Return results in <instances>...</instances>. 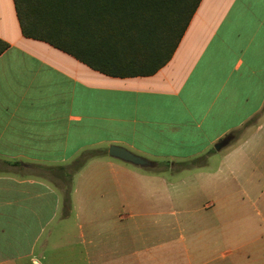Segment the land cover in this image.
<instances>
[{
    "label": "crops",
    "instance_id": "obj_1",
    "mask_svg": "<svg viewBox=\"0 0 264 264\" xmlns=\"http://www.w3.org/2000/svg\"><path fill=\"white\" fill-rule=\"evenodd\" d=\"M0 39V264H178L166 244L143 236L140 246L135 228L118 226L165 217L120 211L137 201L133 180L96 184L112 195L83 202L79 216L106 221L97 238L76 225L74 242L65 186L91 167L177 171L229 136L215 149L228 151L227 251L191 246L187 262L264 264V0H203L172 60L148 77L108 76L25 37L14 0H0ZM111 146L155 165L115 159Z\"/></svg>",
    "mask_w": 264,
    "mask_h": 264
},
{
    "label": "trees",
    "instance_id": "obj_2",
    "mask_svg": "<svg viewBox=\"0 0 264 264\" xmlns=\"http://www.w3.org/2000/svg\"><path fill=\"white\" fill-rule=\"evenodd\" d=\"M14 1L25 37L95 71L126 78L153 76L172 60L203 0ZM8 48L0 39V56ZM65 192L68 203L70 186Z\"/></svg>",
    "mask_w": 264,
    "mask_h": 264
},
{
    "label": "rangeland",
    "instance_id": "obj_3",
    "mask_svg": "<svg viewBox=\"0 0 264 264\" xmlns=\"http://www.w3.org/2000/svg\"><path fill=\"white\" fill-rule=\"evenodd\" d=\"M227 152V148L221 153H216L215 148H212V156L208 160L206 157L198 158L190 162L187 167L183 166L173 172L164 171L160 173L159 171L143 169L145 171H136L137 175L125 173L124 176V172L120 170H118V174L117 171L105 166V170L91 167L85 171L84 178L78 179L75 187H70V197L74 198L71 216L73 242L79 234L75 227L81 223L85 227V231L86 227L90 231L96 230V232L93 231V235L97 238V231L102 230L101 225L106 220L101 218L82 219L79 212L83 204H86L83 202L92 201L95 198H100V196H105V198L111 196L112 188L110 185L98 187L96 184H105L106 182L109 184L116 180L115 177L119 176L120 179L124 177L125 180H133L135 189L132 195L137 200L132 203L118 204L121 208L120 211L125 213L131 211L137 215L159 211L165 213V217L162 219L143 220L136 218L138 222L136 225L118 224L119 227L124 226L125 230L128 229V226L135 228L132 229V233H135L136 242L140 243V246L143 244L141 239L143 236L147 237L148 242L153 247L159 246L161 243L166 244L169 248V254L174 253L173 257L181 261L177 262L178 264L200 263L187 262V251L191 246L207 247L214 242L220 246L218 254L227 251ZM129 168L135 171L133 167ZM76 171L73 167L72 172L75 173ZM150 175L160 177L157 181H153L151 186H148L150 184L148 176ZM79 182L87 186L81 187ZM80 195H82V202L79 199ZM125 222L129 221L126 219ZM214 224L215 229L213 228ZM225 231L226 238H224ZM112 240L113 235L110 234L105 235L101 242L105 244L107 249H110L113 244ZM102 243L98 242L97 247ZM171 255L168 258L169 261ZM210 263L214 264V262L209 261L208 264ZM220 263L218 262V264Z\"/></svg>",
    "mask_w": 264,
    "mask_h": 264
},
{
    "label": "water",
    "instance_id": "obj_4",
    "mask_svg": "<svg viewBox=\"0 0 264 264\" xmlns=\"http://www.w3.org/2000/svg\"><path fill=\"white\" fill-rule=\"evenodd\" d=\"M232 141V137L229 136L223 139L220 143L215 146L217 152H220L223 148L227 147ZM109 155L115 159H119L125 163L132 164L139 168H153L154 163L150 160L133 154L129 150L120 146H111L109 149Z\"/></svg>",
    "mask_w": 264,
    "mask_h": 264
}]
</instances>
